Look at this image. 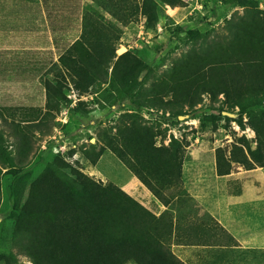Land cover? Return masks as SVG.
Segmentation results:
<instances>
[{
    "label": "trees",
    "instance_id": "obj_1",
    "mask_svg": "<svg viewBox=\"0 0 264 264\" xmlns=\"http://www.w3.org/2000/svg\"><path fill=\"white\" fill-rule=\"evenodd\" d=\"M107 1L108 14L121 25L144 17L146 28L159 22L161 5L185 6L183 0ZM231 2L243 9L223 25L227 34L222 40L227 42H216L215 51L205 46L181 58L167 74L170 84L162 86L161 95L158 84L143 88L144 80L139 78L150 67L136 52L128 49L116 54L114 41L120 38L119 28L94 12L83 14L80 36L52 65L58 71L54 79L44 82L48 110L69 101L64 93L68 81L77 95L95 84H107L110 97L115 94L133 99L135 111L123 113L114 125L100 131V147L90 160L95 164L105 150H110L152 194L155 209L145 207L118 185L95 179L56 155L29 182L23 204H17L18 196L15 199L9 227L18 254L31 264H183L169 249L173 237L195 244L226 233L209 214H205L206 219L189 220L191 213L181 212L185 205L193 208L192 202L196 207L183 186L184 149L173 136L167 146L157 145L158 133L139 109L167 107L177 117L186 114L185 107H196L203 94L208 93L212 102L223 94L228 106L239 109L235 119L240 126H244L242 117L246 115L256 146L251 149L245 138L238 137L217 147L216 175L264 167V10L258 8V0ZM169 93L165 101L164 95ZM221 111L215 112L221 115ZM3 142L0 132V161L14 166ZM20 178L14 177L16 183ZM11 195L15 197L18 192L12 190ZM159 204L165 209L157 214ZM15 261L8 254L4 263Z\"/></svg>",
    "mask_w": 264,
    "mask_h": 264
},
{
    "label": "rangeland",
    "instance_id": "obj_2",
    "mask_svg": "<svg viewBox=\"0 0 264 264\" xmlns=\"http://www.w3.org/2000/svg\"><path fill=\"white\" fill-rule=\"evenodd\" d=\"M69 1L63 7L61 15L56 5L57 11L52 12L48 18L51 46L41 51V54L38 51L15 49L9 55L15 59L14 75L12 79L3 80L0 86V91L3 90L0 92V132L5 150L14 158V166L0 161V264H5L8 254L15 257V264H31L26 256L18 254L14 241L11 240L9 216L16 205V197L18 196L17 204L22 205L29 182L56 155L62 156L95 179L118 185L145 207L155 209L152 194L110 150H105L95 164L90 160L100 147V131L114 125L123 113L135 111L133 99L127 96L116 97L115 94L110 97L107 84H95L86 93L72 97V91L75 93V90L68 81L64 93L69 101L48 110L44 82L46 79H54L58 71L52 65L58 54L79 35L82 15L88 11L94 12L95 16L110 19L119 28L120 38L114 41L116 54L128 49L136 52L150 67V71L144 72L139 78L144 80L143 88H149L152 83L158 84L157 92L161 95L162 86L170 82L166 77L170 69L193 50L198 51L201 47L208 46L215 51L218 48L216 42L225 44L227 41L222 39L227 33L224 32L223 25L234 13L242 14L243 9L238 4H232L233 0H183L185 6L179 8L161 5L159 22L155 27L146 28L144 17H136L135 21L121 25L108 14L110 7L107 0ZM56 20L63 21L61 26ZM33 24L38 27L34 23V16L31 28L34 27ZM59 26V30L54 31L53 28ZM42 28L43 24L41 31ZM6 84H9L7 92ZM168 98L170 93L168 96L164 95L165 101ZM4 99L7 102H3ZM217 109L222 110L221 115L216 113ZM184 110L185 115L176 117L167 107L143 106L139 113L158 133L155 137L157 145L167 146L173 136L184 149L183 184L184 174L187 179L189 175L191 180L188 186L184 184L185 188L188 190L190 186L200 196H204L206 192L215 207L222 206L225 192L243 193L244 201L241 205L247 206L249 212L255 214L254 217H262L264 167L251 170L239 168L237 172L222 177H217L215 170L214 153L217 147L243 137L251 149L255 148V134L246 123V115L242 117L244 126H240L235 119L239 109L228 106L223 94L212 102L210 95L205 93L196 107H185ZM35 124H38L37 127ZM16 172L19 173L14 174ZM195 174L201 177L200 184L194 182ZM18 175L21 176L19 184L14 179ZM12 190L17 191L18 195L12 197ZM195 201L196 207L193 202L194 206L190 203V207L195 209L196 217L206 218V204ZM164 209L161 204L158 205L157 214ZM238 235L242 239L247 237L241 232ZM222 242L226 243L228 239L224 238ZM172 247L169 244V249L172 250ZM230 252L212 247L200 254L196 248L181 256L185 255L184 261L188 264H264V253L261 250L239 249Z\"/></svg>",
    "mask_w": 264,
    "mask_h": 264
},
{
    "label": "crops",
    "instance_id": "obj_3",
    "mask_svg": "<svg viewBox=\"0 0 264 264\" xmlns=\"http://www.w3.org/2000/svg\"><path fill=\"white\" fill-rule=\"evenodd\" d=\"M69 2V0H0V86H2L3 80L12 79L14 75L12 72L15 71V59L13 56L9 55H11L15 49L20 51H38L37 53L41 54V51H45V49L51 46V30L48 28V18L52 12L57 11L56 5L59 7L58 11L59 15H61L63 7ZM172 8H170V10H173ZM33 16L34 23L37 24L38 27L33 24L34 27L31 28V19ZM61 17L64 19V16ZM82 19L83 15L80 19L81 27ZM56 21H54V23ZM57 22L60 23V26L63 23L62 20ZM41 24H43L42 31L40 30ZM60 26L58 28L54 27V31L56 29L59 30ZM80 33L70 44L80 36ZM70 44H68V46ZM60 54H58L57 59ZM8 86L9 84H6V92L8 91ZM2 91L3 90L0 92ZM3 102H7L6 99H4ZM194 178V182L199 184L202 182L199 174H195ZM188 183H191L189 175L187 179L186 174H184V184L188 186ZM184 184L183 186L185 188ZM186 191L192 196L194 202L197 200L199 203L206 204L207 214L218 222V224L225 229L226 233L219 234L220 237L218 238H204L195 244L180 242L173 237L170 240V246L173 245L172 250H170L174 256L179 260L181 259V262L185 260V255L181 256L182 253H190L196 248L200 254L204 253L206 248L212 247L226 249L229 252L231 251L230 253H232V251H238L239 249L252 251L257 249L264 253V209L261 210L263 214L262 217H254L255 214L249 212V209L246 208L247 206L241 205L243 204L242 201H244L243 193L232 194L225 192V197L222 196V206L215 207L214 204L211 203L210 197L206 192L204 196H200L196 191H192L190 186ZM235 203L237 204L234 205ZM181 212L185 215L190 212L191 217H188L189 220L194 218H196V220L199 219L196 217L195 210L189 208V205L182 208ZM208 224L212 225V222L209 221ZM240 227H242V229H240ZM240 232L247 237L244 239L240 238L238 235ZM229 236H232V238L230 239ZM224 238H227L228 242L223 243L222 239ZM230 258L232 261V254ZM184 262L183 264L186 263Z\"/></svg>",
    "mask_w": 264,
    "mask_h": 264
},
{
    "label": "built area",
    "instance_id": "obj_4",
    "mask_svg": "<svg viewBox=\"0 0 264 264\" xmlns=\"http://www.w3.org/2000/svg\"><path fill=\"white\" fill-rule=\"evenodd\" d=\"M258 2H259V0H258ZM258 5H259V8H261V9H264V0H261L259 3H258ZM77 95V93L75 92H73L72 91V97H75Z\"/></svg>",
    "mask_w": 264,
    "mask_h": 264
}]
</instances>
